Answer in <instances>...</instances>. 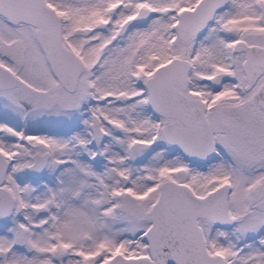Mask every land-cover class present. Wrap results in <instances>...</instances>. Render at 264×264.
<instances>
[{"label":"snow or ice","instance_id":"6c2138e0","mask_svg":"<svg viewBox=\"0 0 264 264\" xmlns=\"http://www.w3.org/2000/svg\"><path fill=\"white\" fill-rule=\"evenodd\" d=\"M0 264H264V0H0Z\"/></svg>","mask_w":264,"mask_h":264}]
</instances>
